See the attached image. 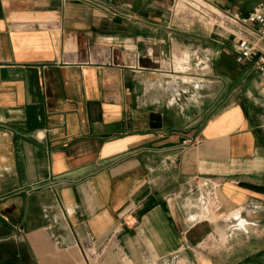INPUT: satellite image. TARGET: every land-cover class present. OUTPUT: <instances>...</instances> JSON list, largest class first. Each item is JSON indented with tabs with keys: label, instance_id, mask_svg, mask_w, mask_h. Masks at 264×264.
I'll return each instance as SVG.
<instances>
[{
	"label": "crops",
	"instance_id": "0c3cea01",
	"mask_svg": "<svg viewBox=\"0 0 264 264\" xmlns=\"http://www.w3.org/2000/svg\"><path fill=\"white\" fill-rule=\"evenodd\" d=\"M173 4L0 0V245L16 264H264V65L177 31ZM190 37L208 78L176 72ZM195 177L218 182L224 227L189 224L173 197ZM242 205L257 226L227 244ZM212 230L230 250L205 246Z\"/></svg>",
	"mask_w": 264,
	"mask_h": 264
},
{
	"label": "built area",
	"instance_id": "2783aa9c",
	"mask_svg": "<svg viewBox=\"0 0 264 264\" xmlns=\"http://www.w3.org/2000/svg\"><path fill=\"white\" fill-rule=\"evenodd\" d=\"M174 5H178L183 10L190 11L199 22L210 27L211 30L220 29L229 33L232 36V49L235 53L236 61L243 63L247 60L255 58V64L257 66L264 65V0L259 1L254 4L251 9L246 14H240L238 12L220 10L214 6L209 0H174ZM184 54L183 56H185ZM193 55L195 56V65L198 67V70H204L207 67V59L202 58L199 54L194 51ZM189 58L181 60V69L179 67L176 72H183L188 74L189 69ZM177 63V62H176ZM174 67H178L173 63ZM185 81L184 79H182ZM187 82V81H185ZM188 83V82H187ZM186 183L184 187H180L173 192V197L179 199L186 210V219L189 224L195 225L199 222H219L222 221L226 224L223 217L218 215V211L221 208L219 200V184L215 182L214 179L210 177L197 178ZM51 186H53L51 184ZM210 207L213 213H217L216 220L212 221L207 216L201 215V217H193L192 213H196L200 210V207ZM245 206H240V214L246 218L245 225L248 226L247 229L241 228L239 226H244L240 224V221H237L235 224H228V240L225 243H229L233 234V230H238L237 233L249 235L253 233L251 227L257 226L255 220L247 218L244 214ZM212 234L218 233L216 230H212L208 235L213 236ZM214 242L218 246H226L224 242H221L220 239H214ZM58 245L59 240L54 242ZM91 243V240L88 241V244ZM175 264L179 263L178 260H175ZM161 264H171L170 260H163Z\"/></svg>",
	"mask_w": 264,
	"mask_h": 264
},
{
	"label": "rangeland",
	"instance_id": "374dc122",
	"mask_svg": "<svg viewBox=\"0 0 264 264\" xmlns=\"http://www.w3.org/2000/svg\"><path fill=\"white\" fill-rule=\"evenodd\" d=\"M173 11H174V14H175V16H177L176 18L178 19L177 21V25H176V30L177 31H179V32H182L183 34H186L187 35V33H190V32H192V28L193 27H195V29H196V27H199L200 29H202V31H205L206 33H211V29H210V27H208L207 25H204V24H202L201 22H199L198 20H197V18H195L194 17V15L190 12V11H188V10H183L182 8H180V6L178 5L177 7L173 4ZM194 29V31H197V30H195ZM213 31H215V32H217L218 33V38L219 39H221V40H223V39H227V38H232V36H230V34L229 33H226L225 31H223V30H220V29H214ZM191 36V35H190ZM181 40H184V41H186V38L185 37H183L182 39H180L178 42H182ZM190 41V45H189V48H187V47H185V48H175V51H174V64L176 65L177 63V61H176V58L178 57V56H180V55H182L181 53L182 52H188L189 54H190V60H189V69L190 70H188V76L190 77V78H192L193 80L195 79V78H197V73L198 72H205V78H208L209 76H208V74H210V72L208 71L209 70V68L207 67L206 69H204V70H198V67L195 65V56L193 55V52L194 51H196L197 53H198V50H197V48H196V41H194L191 37H190V39H189ZM209 42V40H207V43ZM195 43V44H194ZM172 66V65H171ZM206 223H208V222H206ZM224 222H222V221H217V222H215V225H217V226H219L220 228L221 227H224ZM216 226V227H217ZM217 229V228H216ZM249 235H251V234H249ZM248 235V236H249ZM241 236L243 237V239H246V237H247V235H245V234H241ZM237 237V236H236ZM230 239V241L231 242H233L234 241V239H236L235 238V235H232V237L231 238H229ZM234 243V242H233ZM205 246L207 247V246H211V248H213V249H218V250H220V248H219V246L216 244V243H214V238H213V236H207V238L205 239ZM203 244V245H204ZM229 247H230V245H228V247H225V246H222V248L224 249V250H227L228 251V249H229ZM201 248H203V246L201 247ZM230 250V249H229ZM177 264H185V261H184V259H182V260H180L179 261V263H177Z\"/></svg>",
	"mask_w": 264,
	"mask_h": 264
},
{
	"label": "flooded vegetation",
	"instance_id": "af4514ba",
	"mask_svg": "<svg viewBox=\"0 0 264 264\" xmlns=\"http://www.w3.org/2000/svg\"><path fill=\"white\" fill-rule=\"evenodd\" d=\"M16 253L10 248L0 245V264H16Z\"/></svg>",
	"mask_w": 264,
	"mask_h": 264
},
{
	"label": "bare ground",
	"instance_id": "6f19581e",
	"mask_svg": "<svg viewBox=\"0 0 264 264\" xmlns=\"http://www.w3.org/2000/svg\"><path fill=\"white\" fill-rule=\"evenodd\" d=\"M202 213V212H201ZM195 217V216H194ZM196 217H197V215H196ZM244 227V226H243Z\"/></svg>",
	"mask_w": 264,
	"mask_h": 264
}]
</instances>
